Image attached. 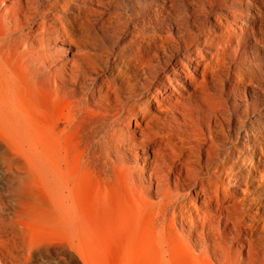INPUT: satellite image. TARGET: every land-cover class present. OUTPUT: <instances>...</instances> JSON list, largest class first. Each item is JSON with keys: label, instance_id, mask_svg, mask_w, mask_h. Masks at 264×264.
Instances as JSON below:
<instances>
[{"label": "bare ground", "instance_id": "6f19581e", "mask_svg": "<svg viewBox=\"0 0 264 264\" xmlns=\"http://www.w3.org/2000/svg\"><path fill=\"white\" fill-rule=\"evenodd\" d=\"M221 18L214 0H0V85L10 103L62 97L102 113L94 155L114 156L118 166L139 161L136 172H122L126 184L143 202L155 196L172 208L188 249L220 264H255L264 240V177L255 180L251 169L263 149L256 137L246 139L256 148L243 145L252 160L240 193L231 157L240 146H227L228 117L220 107L232 47L251 42ZM206 24L218 30L197 34ZM248 82L233 79L230 92ZM131 120L137 128L127 132ZM3 140L0 264H27L35 251L34 242L24 247L25 222L8 211L4 195L20 199L36 190L44 192L48 221L62 229L54 254L64 259L71 228L67 166L41 135ZM226 171L230 185L221 176Z\"/></svg>", "mask_w": 264, "mask_h": 264}, {"label": "rangeland", "instance_id": "374dc122", "mask_svg": "<svg viewBox=\"0 0 264 264\" xmlns=\"http://www.w3.org/2000/svg\"><path fill=\"white\" fill-rule=\"evenodd\" d=\"M187 5L191 7V2L187 1ZM214 7L223 22L226 16L234 34L244 33L243 40L251 42L247 48L233 45L234 54L229 60L231 74L220 85L221 98L226 102L220 107L226 108L228 117L223 131L232 140L227 146L234 142L240 146L241 153L235 151L231 157L237 162L234 172L238 174V183L234 188L242 193L252 160L248 151L243 152V145L256 148L252 142L247 143L248 138L256 137L255 144L263 149L253 157L254 162H259L256 169H251L253 177L260 181L264 177L261 165L264 162V0H214ZM241 14L245 17H240ZM208 28L206 24L196 33L218 30ZM240 77H248L252 83L245 84L241 93H231V81ZM6 93L0 85V141L5 142V137L22 140L43 136L47 146L67 166L71 179L69 251L62 259L54 254L63 241L62 229L48 221L44 192L36 190L20 199L4 195L0 158V190L4 193V203L11 214L17 212L25 222L24 247L34 242L35 251L27 264H220L185 246L181 221L173 218L171 207L165 210L155 196L143 202L136 189L126 184L122 172H136L139 161L130 159L118 166L114 156L97 158L94 155L93 131L102 113L68 103L62 97H52L42 103H10ZM252 95H256L257 103H250L255 99ZM137 121L140 124V120ZM134 128L137 126L131 120L127 132ZM128 138L126 133L123 145ZM227 146L220 144L221 149ZM3 157L9 158L10 154ZM221 176L225 184H231L229 171ZM248 192L251 194L254 190ZM255 264H264V240Z\"/></svg>", "mask_w": 264, "mask_h": 264}]
</instances>
